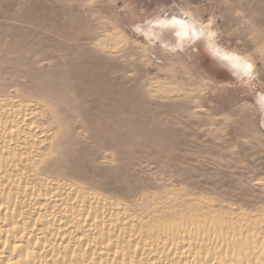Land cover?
I'll use <instances>...</instances> for the list:
<instances>
[{"label": "rangeland", "instance_id": "obj_1", "mask_svg": "<svg viewBox=\"0 0 264 264\" xmlns=\"http://www.w3.org/2000/svg\"><path fill=\"white\" fill-rule=\"evenodd\" d=\"M177 2L256 62L251 87L264 91V0ZM161 4L172 0H0V86L35 88L59 126L54 157L88 189L137 208L166 190L264 208V118L251 90L201 45L151 49L149 63L130 26Z\"/></svg>", "mask_w": 264, "mask_h": 264}, {"label": "bare ground", "instance_id": "obj_2", "mask_svg": "<svg viewBox=\"0 0 264 264\" xmlns=\"http://www.w3.org/2000/svg\"><path fill=\"white\" fill-rule=\"evenodd\" d=\"M22 92L0 86V264H264V208L169 190L137 208L88 189L54 157L52 112Z\"/></svg>", "mask_w": 264, "mask_h": 264}, {"label": "clouds", "instance_id": "obj_3", "mask_svg": "<svg viewBox=\"0 0 264 264\" xmlns=\"http://www.w3.org/2000/svg\"><path fill=\"white\" fill-rule=\"evenodd\" d=\"M130 30L147 44L149 63L152 62L151 49L158 47L163 54L191 48L198 53L197 45H201L204 55L215 62L216 68L228 72L232 80L251 90L252 107L264 118V91L251 87L259 78L256 62L220 44L212 21L203 20L190 8L172 0V5H159L145 19L132 24Z\"/></svg>", "mask_w": 264, "mask_h": 264}]
</instances>
